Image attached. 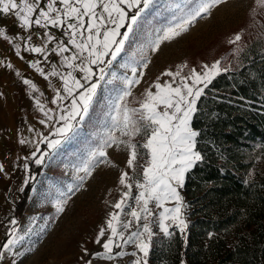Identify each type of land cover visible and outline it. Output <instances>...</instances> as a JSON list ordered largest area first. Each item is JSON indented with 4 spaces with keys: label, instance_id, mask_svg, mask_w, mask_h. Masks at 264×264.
Instances as JSON below:
<instances>
[{
    "label": "snow or ice",
    "instance_id": "snow-or-ice-1",
    "mask_svg": "<svg viewBox=\"0 0 264 264\" xmlns=\"http://www.w3.org/2000/svg\"><path fill=\"white\" fill-rule=\"evenodd\" d=\"M154 2L0 0V19H12L18 29L25 33L11 35L6 26L0 25V40L13 45L15 54L21 59L24 58L21 56L22 45L25 51L42 56L49 63L50 71L46 73L40 67L39 60L30 62V67L50 86V77L59 81L53 88L55 95L50 102L56 104L62 113L56 121L60 126L55 128L51 137L40 136L31 154L33 162L38 166L43 165L46 159H51L63 145L79 134L86 118L91 121L90 110L93 109L101 82L105 85L103 91L106 93V127L103 136L98 137V143L89 147L86 156L78 157L80 163L74 166L77 180L82 183L97 164L108 163L106 149L113 145L123 144L128 150L126 163L133 172L136 171L138 158H144L139 165V178L134 179L127 171L121 173L119 184L127 190L113 205L118 211L110 213L106 225L99 229L95 237L94 242L103 251L94 256L107 261L131 256L132 264H148L147 257L155 235L153 223L165 237L173 235L169 222L184 233L187 225L182 217L184 204L179 189L184 187L186 174L202 160L197 150L200 133L192 127V119L205 89L222 71L219 61L211 67L205 65V70L199 74L194 69L188 76L182 75L180 69L166 71L163 75L169 78L168 81L161 83L157 79L143 92V98L136 101L139 107L128 106L133 86L140 83L143 75L138 68L147 67L146 49L157 50L163 40L174 39L187 31L189 25L207 16L213 7L225 0H184L182 5L169 8L173 18L168 20L167 25L153 28L149 35L154 38L148 44L138 46L124 63L117 65L131 75H118L113 62L125 51L126 43L143 34L146 22L142 18ZM255 4L264 9V0H255ZM129 10H134L131 15ZM240 40L241 36L236 35L230 43L235 44ZM54 57L59 59L52 62ZM8 67L12 65L8 64ZM106 76L110 78L105 79ZM117 80L122 87H107ZM23 83L33 93L39 91L31 80L24 79ZM67 100H70V105L65 107L62 102ZM35 102L44 116L51 120L38 97H35ZM39 123L46 124V121L40 120ZM29 131L34 129L29 128ZM137 137H140V143L134 142ZM19 143L23 145L27 141L21 139ZM40 144H45L49 151H42ZM37 153L40 154L37 156ZM23 167L25 171L29 170L28 163ZM0 173H5L3 164H0ZM31 179L34 177H28L25 185ZM75 187L70 185L68 192ZM133 187L137 190L135 195ZM67 198V193L60 192L59 198L53 202L57 213L64 210ZM169 203L174 206L167 207ZM122 214L127 219H122ZM10 223L15 226L17 221L12 219ZM15 233L13 227L8 233L11 239L0 245L3 249L0 251V261L22 239ZM128 246L134 250L126 251ZM114 249L119 251L114 252ZM85 252L87 254V249ZM85 264H92V261H85Z\"/></svg>",
    "mask_w": 264,
    "mask_h": 264
},
{
    "label": "rangeland",
    "instance_id": "rangeland-1",
    "mask_svg": "<svg viewBox=\"0 0 264 264\" xmlns=\"http://www.w3.org/2000/svg\"><path fill=\"white\" fill-rule=\"evenodd\" d=\"M183 3L184 0H156V6L142 18L146 22L143 34L126 43L125 51L113 62L118 75H131L117 65L124 63L138 46L148 44L154 38L149 35L153 28L167 25L168 20L173 18V12L169 8ZM263 24L264 9L259 8L255 0H225L213 7L207 16L198 18L189 25L187 31L181 32L174 39L163 40L157 50L146 49L147 67L138 68V72L143 75L140 83L133 86L128 106L139 107L136 101L143 98V92L157 79L161 83L168 81L169 78L163 75L166 71L175 72L180 69L182 75L188 76L194 69L199 74L205 70V65L211 67L218 61L221 72L225 68L232 70L237 64L241 47L258 35ZM192 33H197V36ZM236 35H240L241 40L235 44L230 43ZM109 78L106 76L105 79ZM104 87L101 82L90 111L91 121L86 118L79 134L69 141V146L58 150L51 159H46L43 165H39L37 186L32 192L29 191L22 214L17 224L12 225L16 229V236L22 239L13 245L10 252L5 253V259L0 264H13V261L15 264H85L88 260L92 264H132L131 256L113 261L94 256L103 251L94 242L95 237L99 229L106 225L110 213L118 211L113 205L127 190L119 184L121 173L127 171L134 179L140 177L127 167L128 150L123 144L107 148L106 159L109 162L97 164L82 183L77 180L74 167L80 163L78 157L86 156L89 147L98 143V137L103 136L105 131L107 102L104 100ZM107 87L119 88L122 85L117 80ZM134 142H141L140 137ZM70 185H76L72 192H68ZM179 191L184 204L182 217L188 225L182 188ZM60 192L67 193L68 198L63 205L64 210L57 213L53 202L59 198ZM136 193L137 190L133 187V195ZM166 206L174 205L169 203ZM122 219L127 217L122 214ZM169 224L170 228L175 227L171 222ZM154 227L159 234H163L159 232L156 223L152 224L153 229ZM185 231L181 234L184 235ZM8 239H11L10 235ZM125 250L131 252L134 249L128 246ZM115 251L119 250L114 249ZM180 264H186L184 258Z\"/></svg>",
    "mask_w": 264,
    "mask_h": 264
},
{
    "label": "trees",
    "instance_id": "trees-1",
    "mask_svg": "<svg viewBox=\"0 0 264 264\" xmlns=\"http://www.w3.org/2000/svg\"><path fill=\"white\" fill-rule=\"evenodd\" d=\"M241 48L236 66L215 76L193 115L202 160L182 188L185 234L172 227L165 237L154 227L148 264H264V24ZM143 159L133 174L141 175ZM39 171L32 163L31 175ZM29 191L19 194L17 222Z\"/></svg>",
    "mask_w": 264,
    "mask_h": 264
},
{
    "label": "crops",
    "instance_id": "crops-1",
    "mask_svg": "<svg viewBox=\"0 0 264 264\" xmlns=\"http://www.w3.org/2000/svg\"><path fill=\"white\" fill-rule=\"evenodd\" d=\"M155 4L156 0L150 9L155 7ZM132 11L134 10H129L130 15ZM0 25L6 26V30L11 35L17 32L21 35L25 34L10 18L0 19ZM121 31L123 32L124 29ZM21 56L24 58L21 59L15 54L13 45L0 40V164H3L5 168V173H0V245L7 241L8 233L11 232L10 221L15 219L14 209L19 194L29 185L32 192L39 181V176L31 175V164L34 163L31 154L35 151L36 143L41 135L51 137L55 128L60 126L56 121L62 114L57 105L50 102L55 95L53 88L59 84L58 79L50 77V86L48 81H45L35 69L30 67V62L39 60L40 67L44 68L47 73L51 70L49 63L45 62L39 54L25 51L23 45ZM58 59L54 57L52 62ZM8 64L12 67L9 68ZM17 72L20 73L19 76L16 75ZM24 79L35 83L39 91L33 93L23 83ZM35 97H38L44 104L45 110L52 117L51 120H48L36 106ZM62 103L63 106L68 107L70 100ZM40 120H45L46 124L39 123ZM29 128L34 131H29ZM21 139L26 140L27 143L20 144ZM68 144L69 142L59 150L68 147ZM39 147L42 151H49L45 144H40ZM39 154L37 153V156ZM25 163L29 165L28 171L24 170ZM30 176L34 179L29 180L25 185L24 181ZM0 250L3 249L0 248Z\"/></svg>",
    "mask_w": 264,
    "mask_h": 264
},
{
    "label": "bare ground",
    "instance_id": "bare-ground-1",
    "mask_svg": "<svg viewBox=\"0 0 264 264\" xmlns=\"http://www.w3.org/2000/svg\"><path fill=\"white\" fill-rule=\"evenodd\" d=\"M195 31H197V30H195ZM195 31H194V32H195ZM192 34H193V36H197V35H196L197 33H192Z\"/></svg>",
    "mask_w": 264,
    "mask_h": 264
}]
</instances>
